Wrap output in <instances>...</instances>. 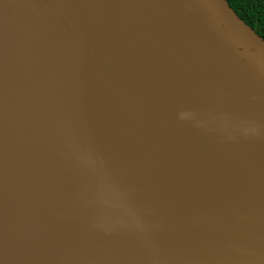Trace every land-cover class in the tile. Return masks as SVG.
Segmentation results:
<instances>
[{"label": "water", "instance_id": "water-1", "mask_svg": "<svg viewBox=\"0 0 264 264\" xmlns=\"http://www.w3.org/2000/svg\"><path fill=\"white\" fill-rule=\"evenodd\" d=\"M0 264H264V39L227 0H0Z\"/></svg>", "mask_w": 264, "mask_h": 264}, {"label": "trees", "instance_id": "trees-1", "mask_svg": "<svg viewBox=\"0 0 264 264\" xmlns=\"http://www.w3.org/2000/svg\"><path fill=\"white\" fill-rule=\"evenodd\" d=\"M236 14L264 39V0H227Z\"/></svg>", "mask_w": 264, "mask_h": 264}]
</instances>
